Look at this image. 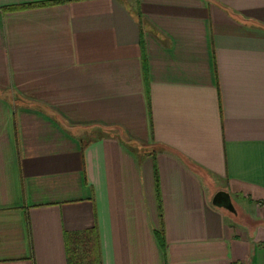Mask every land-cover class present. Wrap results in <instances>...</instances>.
I'll return each instance as SVG.
<instances>
[{"label":"crops","instance_id":"obj_1","mask_svg":"<svg viewBox=\"0 0 264 264\" xmlns=\"http://www.w3.org/2000/svg\"><path fill=\"white\" fill-rule=\"evenodd\" d=\"M92 229L101 264H264V0H0V264Z\"/></svg>","mask_w":264,"mask_h":264},{"label":"trees","instance_id":"obj_2","mask_svg":"<svg viewBox=\"0 0 264 264\" xmlns=\"http://www.w3.org/2000/svg\"><path fill=\"white\" fill-rule=\"evenodd\" d=\"M158 198H160L159 186ZM160 215L162 219V213ZM161 231L164 233L163 220L161 222ZM68 257L69 264H101L97 230L92 229L71 236V238L68 240Z\"/></svg>","mask_w":264,"mask_h":264},{"label":"water","instance_id":"obj_3","mask_svg":"<svg viewBox=\"0 0 264 264\" xmlns=\"http://www.w3.org/2000/svg\"><path fill=\"white\" fill-rule=\"evenodd\" d=\"M212 202L213 205L217 208L225 209L233 214L237 213L231 195L225 191L217 192L213 197Z\"/></svg>","mask_w":264,"mask_h":264}]
</instances>
